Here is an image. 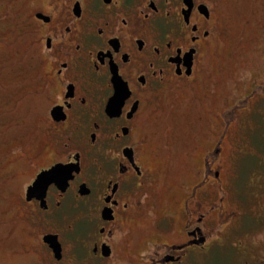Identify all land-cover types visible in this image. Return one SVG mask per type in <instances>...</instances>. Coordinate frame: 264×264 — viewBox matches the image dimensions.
Listing matches in <instances>:
<instances>
[{
	"label": "flooded vegetation",
	"instance_id": "af4514ba",
	"mask_svg": "<svg viewBox=\"0 0 264 264\" xmlns=\"http://www.w3.org/2000/svg\"><path fill=\"white\" fill-rule=\"evenodd\" d=\"M3 7L15 75L0 112L19 116L0 129L29 134L0 154V264H195L227 242L264 264V73L237 95L207 65L244 19L263 53L264 0Z\"/></svg>",
	"mask_w": 264,
	"mask_h": 264
},
{
	"label": "rangeland",
	"instance_id": "374dc122",
	"mask_svg": "<svg viewBox=\"0 0 264 264\" xmlns=\"http://www.w3.org/2000/svg\"><path fill=\"white\" fill-rule=\"evenodd\" d=\"M4 9L6 8L3 7L2 9H0V17L5 16ZM239 22L240 26L237 27L238 29L234 32L233 40H231L227 46L220 48L222 53L218 62L212 63L211 61L209 64H207L209 67L208 70L210 72L211 78L215 79V86L218 85V87L223 89L225 93L230 90H234V93L237 95L241 94L243 92V89L245 88L239 84V78L241 77V75H246L247 79L251 77L255 80V71L259 70L264 73V63L259 64L260 61L258 60H264V51L263 53H259L260 44L254 39L253 36L250 35L252 33L251 31H249L251 29L254 31L258 30V27H255L254 24H251L250 22H248V20L245 19L242 21L240 20ZM8 23L9 24L6 25L5 28L0 26L1 36L7 37V39H3L0 43V100L2 103L6 100L9 92H11V88H9L10 82L14 81L13 79H9L14 74V67L12 65V63L14 62V57L8 51L13 47V45H15L14 41H12L11 36L14 33L15 26H12L11 21ZM255 61L257 65H262V67H257V69L255 70V67H253ZM216 69H221L224 73L222 78L219 80L215 76ZM20 82H22V77H20ZM200 98H203V96H201ZM216 98L220 99L221 97L216 94ZM206 101L204 102V98L199 101L198 107L195 108V110L200 113L205 107ZM217 102H219V100H217ZM217 102L211 100L208 104L212 106V104ZM193 114L194 112L192 111L191 116H193ZM18 116L19 114L16 111H3L0 112V122L8 123L11 119L18 118ZM28 129V125L26 124H22V126L18 128L14 127L0 129V154L6 155L15 146L22 144L20 142H23L25 144V141L28 139ZM202 132L203 131H201L197 135L199 136ZM185 134V132L179 133L181 137L180 139L183 142V146L185 150L190 149L191 151H193L195 156L196 152L201 148V143L197 142L191 144V140L188 142L187 136H185ZM162 135L169 134L163 133ZM197 135H194V137H197ZM179 161L185 162V160L181 156L179 157ZM249 169V166H243V178L247 177L250 171ZM250 186L247 188H245L244 186L241 187L244 195L247 194V196L245 197H249L251 194V197H261L259 194H257L259 193V191L255 189V186ZM165 204L166 203H164V205ZM4 206L6 205H3V207ZM8 219L9 214L3 215L2 213H0V226H9V223L7 221ZM254 232L255 231L244 234L246 243H248L253 237ZM228 244L229 243L227 242L225 243V245H222L218 249L213 250L207 259H197L195 261V264H244V257L242 255H238L235 249L233 247H230V245Z\"/></svg>",
	"mask_w": 264,
	"mask_h": 264
}]
</instances>
